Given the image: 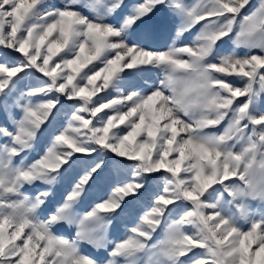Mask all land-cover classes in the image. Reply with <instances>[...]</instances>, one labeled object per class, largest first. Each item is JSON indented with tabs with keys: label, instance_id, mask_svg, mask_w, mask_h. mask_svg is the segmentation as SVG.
<instances>
[{
	"label": "snow or ice",
	"instance_id": "6c2138e0",
	"mask_svg": "<svg viewBox=\"0 0 264 264\" xmlns=\"http://www.w3.org/2000/svg\"><path fill=\"white\" fill-rule=\"evenodd\" d=\"M0 49V264H264V0H0Z\"/></svg>",
	"mask_w": 264,
	"mask_h": 264
},
{
	"label": "rangeland",
	"instance_id": "374dc122",
	"mask_svg": "<svg viewBox=\"0 0 264 264\" xmlns=\"http://www.w3.org/2000/svg\"><path fill=\"white\" fill-rule=\"evenodd\" d=\"M187 2L191 3V2H194V0H187ZM257 2L258 0H252L253 6H255ZM47 3L48 4H60L62 3V0H47ZM157 15L159 16L160 13H157ZM185 42H187V40H185ZM160 43L163 44L164 42L161 41ZM230 47H231L230 44L225 46V48H230ZM0 51L6 52V58L10 61L15 62L19 60L20 58L19 54L12 52L11 50L0 49ZM36 75L39 76L40 74L37 73ZM142 75H143V79H146L148 80L149 83H151L152 81L156 80V78L159 75V72L153 69L152 71L145 72ZM32 83H36L35 79L32 80ZM0 126H7L11 128L10 122L7 121L6 117L2 113H0ZM46 142H47L46 137H42L38 147H42L43 144ZM32 155L35 156L36 153H33ZM116 159H120L121 162H126V161H123L122 158H116ZM70 184L71 182L66 180L56 187L55 193L53 197L50 198V201H49V204L46 210H50L55 207L56 202L59 201L62 198V196L66 194L68 190H70ZM29 191H34V190L29 189ZM154 191H157V189L155 187V184L151 183L149 187L145 190V192L141 193V196L139 197V200L141 201L140 204L133 206V209L129 211L128 215L121 214L120 216L116 217L110 229L111 239L119 240V239H122L126 235L127 229L130 228L135 222V219L137 218V214L142 213L143 205L150 203V196H151V193ZM98 198H99L98 196L93 195L90 191V193L86 195L83 201L81 202V209L87 210V208L91 205V203H93ZM130 204H131V201H130ZM253 205L256 206V203L253 202ZM125 208L127 210L129 208V205H125ZM72 231L73 230L71 229H65L63 230V234L67 236H71ZM161 237H162V233H157V238L159 239ZM85 251L93 255H97V256L104 255V253H95L94 250L88 248L87 246H85Z\"/></svg>",
	"mask_w": 264,
	"mask_h": 264
}]
</instances>
